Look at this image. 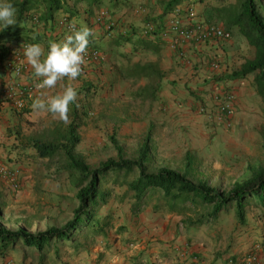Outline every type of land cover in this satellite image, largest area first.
I'll return each mask as SVG.
<instances>
[{
	"label": "rangeland",
	"instance_id": "obj_1",
	"mask_svg": "<svg viewBox=\"0 0 264 264\" xmlns=\"http://www.w3.org/2000/svg\"><path fill=\"white\" fill-rule=\"evenodd\" d=\"M103 1V4L97 8L108 9L121 25V6L114 9L113 5L108 2L109 0ZM199 1L181 0L180 5L186 6L191 5V3L196 5ZM236 1L224 0L219 2L211 0L219 6H226ZM256 2L260 12H264V3L260 0ZM212 18L211 22L226 27L224 21L217 14ZM33 28L34 30L29 31L20 42L30 43L36 39L38 34L44 35L48 31L43 23L33 26ZM46 40L48 43L49 40L47 38ZM125 44L124 41L121 42L122 53L127 49ZM114 65L116 66L109 71L111 78L103 79L102 82L96 81L94 83L96 86L95 91L91 94H85L82 91L87 84V78L82 77L83 80H81L79 76L75 81L69 82L68 79H65L78 92L76 104L83 115L82 125L79 129L81 142L77 150L84 155L89 164L98 166L110 157L117 155L111 140L112 137L124 145L127 157L135 159L144 137L148 130L152 128V159L147 163V171L149 172L164 166L183 172L187 171L189 176L196 181L206 180L219 190L229 191L235 183L249 177L254 169L264 167V112L253 117V121L242 132L237 130L236 127L225 130L219 124L210 122H204L205 127L201 129L197 117L204 118L205 116L199 114L197 109L205 101L210 103L209 99L211 100L212 95L206 100L205 96L193 95L195 101H190L189 94H193L196 89L189 87L186 90L183 86L176 89V86L172 84L175 81H171L170 75L164 72V76L160 81L161 89L156 99L152 100L147 96L139 95L141 88L150 83L148 78L133 80L124 76L121 77V74L119 75L121 71H118L119 65L117 66V63ZM124 67L126 66L122 64L120 68L123 69ZM88 68L94 70L95 67L82 66V69L89 70ZM230 86L228 88L235 92L233 85ZM246 87L253 90V87L249 84ZM209 90H206V92H209ZM72 106L70 105L69 121L72 117ZM15 111V114H18V111ZM48 117L55 118L57 124L61 123L58 117H54L52 114H49ZM14 120L17 121L16 118H12L11 125H13ZM204 120L207 121L206 117ZM45 128V123L39 121L34 123V121L29 120L26 129L20 130L19 135H22L23 142H26L31 135L40 133L44 135L48 129ZM13 132L15 133L14 130ZM25 133L27 134L25 135ZM28 154L31 153L28 152ZM187 155L194 158V164L191 168L186 167ZM26 161L30 162L29 166L18 165L21 169V188L18 191L8 189L0 182L3 204L0 224L12 230L24 228L31 232L43 231L51 226L62 227L73 218L74 209L78 206V189L74 177L66 172L52 175L53 165L50 161L33 157ZM137 174L138 170L134 169L129 180L134 179ZM103 186L110 187L111 198L108 206L99 211L96 218L108 225L109 235L111 239H114L113 241H116L121 238V228H127V225H130L129 222L137 221L135 218L138 215L130 212V208L135 201L132 198V193L127 191V185H114L112 177ZM156 205L159 206L160 211H155ZM246 210L249 220L258 219L264 222V210L259 205L247 204ZM142 211H145L149 217L159 214L165 222L170 220L177 224L178 220H181L180 216L169 211L159 198V194L147 198L144 206H142ZM111 213L112 216H109V220L107 218L103 219L106 214ZM232 213L234 214V211ZM233 216L229 217L233 219ZM235 225L236 227H232L231 232H227L225 237H222L223 244L228 245V248L231 249L235 247L233 245L235 234L239 232V234L241 233L239 236H243L244 233L248 232H244V228L238 222ZM238 225H241L240 229ZM202 227H204L203 233L207 236L206 233L210 228L207 226ZM80 232L84 233L79 234ZM212 233L214 231L210 230L209 235ZM73 237L78 242L79 246L77 248L70 247L67 244L55 246L51 253L47 255L45 264H76L77 258L83 255L90 246L100 244L98 236L92 231L84 229V227L77 231ZM249 237L251 235L247 236V238ZM257 239H250L248 244L253 246V244L259 242ZM185 243L191 249L193 242L186 241ZM214 243L219 242H215L213 239V242H208L207 246L205 242L200 241L199 247L201 249L202 247H215ZM181 245L177 244L175 249ZM250 245L244 250H249ZM244 246L241 247L244 248ZM191 251L196 252L192 249ZM223 251L224 249L219 251L211 249L206 252L201 250L202 258L200 257V260L201 262L211 261L212 256L220 252L221 262H226L234 250H227L225 254ZM246 251L241 249L240 252L242 253L237 254L236 251L235 255L241 256ZM0 254L4 255L5 251L0 249ZM17 254V252H14L13 263L20 264L18 261H20L21 256ZM25 258L38 264V257L33 251H30Z\"/></svg>",
	"mask_w": 264,
	"mask_h": 264
},
{
	"label": "trees",
	"instance_id": "obj_2",
	"mask_svg": "<svg viewBox=\"0 0 264 264\" xmlns=\"http://www.w3.org/2000/svg\"><path fill=\"white\" fill-rule=\"evenodd\" d=\"M180 1L168 0L164 2L160 19L172 12L175 6L180 4ZM216 1L222 2L224 0ZM256 1L237 0L216 9L218 10V17L228 25L227 27H237L239 33L255 48V57L247 60L240 69L234 71L232 77H246L248 74L255 73L257 91L264 96V16L258 9ZM12 2L16 9L17 24L10 25L5 29L0 28V62L15 47H11L12 44L22 41L29 31L34 30L33 26L38 24H45V29L47 28L49 32L47 31L44 35L38 34L30 44L43 43L44 49L48 48L46 38L49 41L63 39L64 29L58 24V19L62 16L74 19L79 27L81 24L78 18H80V15H84L90 28L91 25L95 24L94 18L97 11L101 9L97 7L101 6L104 1L12 0ZM108 2L113 5L114 9L120 6L121 3L119 0H109ZM158 19L149 21L159 23ZM160 23L158 26L162 28L166 22L161 25ZM118 24L120 23L118 22ZM126 29L121 28V25H119L114 36L106 39L116 41L118 44L124 41L127 45L128 40L131 39L129 31L133 32L134 30L138 33L141 32L139 34L148 39L160 37L165 40L161 35V29L151 34H144V26L140 31L137 27H133L131 30ZM91 43L90 40L89 44ZM105 65L109 68L107 69ZM110 66L111 64L109 65L106 60L103 64L95 67L94 70L100 71L102 74L100 77H106V75H103V70L104 68L107 69L108 74L111 75L109 73L112 69ZM118 67V71H121L119 72L121 77L124 76L133 80L148 78L150 83L141 88L139 95L147 96L152 100L156 99L161 89L160 81L164 76V71L158 63L149 61L128 64L123 69L120 66ZM100 81H104L103 78L98 80V82ZM86 83L83 87L85 89L82 91L85 94L93 93L96 88L94 85L96 81H87ZM23 110L27 111L26 105ZM82 113L75 103L72 106V117L68 123L61 121L60 124H56L52 129L47 130L45 136L43 133L29 136L26 142H22V145L24 152L28 151L31 154L25 155L26 158L24 155L19 157L20 159L24 157V160L21 159L22 161L29 160L31 157L50 161L53 165L52 175L66 172L74 177L78 189V206L74 209L73 218L62 227L51 226L46 230L37 232H31L24 228L12 230L0 224L2 250L14 248L18 243H22L36 254L38 264H45L47 255L51 253L55 246L67 244L70 247L77 248L79 245L73 235L80 231L82 227L102 238L107 237L109 235L108 225L105 222H100L96 216L99 211L109 204L111 189L109 186V188L104 187L103 184L111 177L114 185H127V191L132 193V198L135 201L130 208L132 214L139 215L146 199L159 194V198L169 211L180 216L181 223L188 229L213 224L219 220L222 213L229 214L233 211L237 222L244 226L248 221L247 204L259 205L264 210V167L254 169L249 177L235 183L229 191L219 190L206 180L196 181L189 176L187 171L183 172L165 166L151 172L147 171V163L152 159L151 144L153 139L152 128L150 127L135 159L127 157L124 145L112 137L111 140L117 155L110 157L98 166H92L86 161L84 155L77 150L81 142L79 129L82 125ZM4 162L13 165L20 164L16 158L9 161L4 160ZM193 164V156L187 155L186 167L191 168ZM134 169L138 170V174L134 179L129 180ZM1 199L2 191L0 190V216L2 215L3 205ZM155 211H160L158 205H156ZM109 216H112V213L106 214L103 219L107 218L109 220ZM82 233L84 232L79 234Z\"/></svg>",
	"mask_w": 264,
	"mask_h": 264
},
{
	"label": "crops",
	"instance_id": "obj_3",
	"mask_svg": "<svg viewBox=\"0 0 264 264\" xmlns=\"http://www.w3.org/2000/svg\"><path fill=\"white\" fill-rule=\"evenodd\" d=\"M119 1H121V26L124 27V29L129 28V30H131L133 27H137L140 31L145 25V22L149 20H157V18H159L158 21L159 23L161 21V25L165 23L166 20L171 16L170 12L164 16V18L160 19L162 10L164 8L163 3L167 2L168 0ZM260 1L264 3V0ZM186 6H191L194 8V10H197H195L197 19L202 21H211V19H213L212 16L218 14V10L216 8L219 7V4H214L211 2V0H200L198 3H196V5L191 3V5L188 4ZM261 14L264 16L263 11ZM78 20L81 25L88 27V20L85 19L84 15H80ZM159 23L157 22L158 25ZM227 26L228 25H226L224 28L232 32V39L228 41L206 42L192 46L188 50L190 64H184L177 57L176 53L169 48L167 41L160 37H151L148 39L139 34L141 32L138 33L134 30L133 32L129 31V36H131V39L128 40L126 45L127 49L123 53L121 52V44H118L116 41L114 42L104 38L102 28L95 24L91 25L90 27V29H92L94 32V37H90V40L92 42L91 44L96 45L106 54L107 62H109V65L111 64L110 68L116 66L113 65L116 63L117 66L119 65L120 67L122 64L126 66L128 64L145 63L149 61L158 63L160 68L166 74L170 75V79H172L171 81H175L172 84L176 86V89H178L179 86H183V88L186 90H188L187 88L189 87L191 89H196L193 94H189L188 98H190V101H195L193 95L205 96L206 100L215 92L224 88L230 89L228 87L233 85L236 93L233 128L236 127L237 130L242 132V130L245 129L246 126L251 123V121H253V117L264 112V96L260 95L257 91L255 84V73L248 74L246 77H232V73L234 71L240 69L247 60H251L255 57V48L251 46L246 38L239 33L237 27ZM20 43L22 42H15L11 47H16ZM38 44L44 47L43 43L39 42ZM213 56H218L220 60V66L217 69L211 68L210 64L208 63V60ZM108 68L109 67H107V69ZM107 69L104 68L103 70V75H106V77H100L102 75L100 71L98 72L92 68L89 70L82 69L80 79L83 80L82 77H84L87 78L86 81H98L100 78H110L111 75L108 74ZM8 77L10 78V74L0 65V78L6 79ZM20 79H24L26 82L30 81V78L26 77H21ZM65 79L58 81L57 86L53 89L35 90L27 99V111L23 110V112L17 110L18 114H15L16 109L10 104H5L4 106L0 107V159L9 161L12 160V158H16L21 165L23 164L25 167L26 165L29 166L30 162L21 160H24V157L28 154V151L24 152L23 150V139L21 138L22 135H19L20 130L23 131L26 129V124L29 120L34 121V123L36 121L45 123V129L48 128L47 130L52 129L57 124L55 118L48 117V115L51 113L34 112L31 108V104L33 99L36 97H46L61 91L62 87L69 82V80L67 82ZM248 84L253 87V90H249V87H246ZM206 90H209V92H206ZM209 101L211 103L210 99ZM12 118H16L17 120H14L13 125H11ZM204 118L199 116L197 117V122L199 123V127L201 129H204L205 127L204 122H208L205 121ZM22 119H24V121H22ZM26 134L27 133H25V135ZM21 155H24V157H21L20 159L19 157ZM233 215V213H222L217 222L210 225H205L209 227L211 231H214V233L210 235V230L207 231L206 236L203 233L204 227L202 226L199 228L188 229L184 227L181 222L179 223L180 219L178 220L177 224H174L170 220L165 222V220L162 219L159 214H154L149 217L145 211H141L138 217L135 218L137 221L132 223L129 222L130 225H128L127 228H122L120 239L113 241L114 239H111L110 235H107V237H103V240L101 236H98L100 244L90 246V248H88L83 253V255L77 258L75 263L190 264L189 260H182L175 249L177 244H186V241L193 242L191 249L196 251L194 252V255H198L199 258L201 257V250L206 252L211 249L214 251L224 249V254L227 252V250H234V252L230 254L231 256L229 255L230 258L227 256V259H236L240 256H237V254L242 253L240 252L241 249L246 251L244 249L249 247L250 244H248V242L250 239L258 238L257 241H264V222H261L258 219L251 221L249 220L248 216L246 225H244V227L242 226V228H244V232H248L244 233L243 236H239L241 235L239 232L238 234H235V237L233 238V245L236 248L234 247L233 249L232 247L231 249L228 248V245L225 246L223 244L222 237H225L227 232H231L232 227H236L235 224L237 223V219ZM229 216H233V219ZM238 227L240 229L241 225H238ZM249 235H251V237L247 238ZM213 239L215 242H219L213 244L215 247H202V249L199 247L200 241L205 242V244L208 246V242L212 243ZM243 245H245L244 248L241 247ZM199 249L201 250L199 251ZM4 251V255L0 254V264H10V261L14 262V259L12 258L14 252H17L21 256V259L18 261V263L36 264L35 262H31V260L25 258V255H29L31 250L25 247L22 243H18L14 248H9ZM236 251L237 254L235 255ZM216 256L218 257L216 258ZM220 256L221 253L217 252L216 255L212 256L213 259L211 261H204L201 262V264H229V260L222 263ZM209 257H211V255H209Z\"/></svg>",
	"mask_w": 264,
	"mask_h": 264
},
{
	"label": "built area",
	"instance_id": "obj_4",
	"mask_svg": "<svg viewBox=\"0 0 264 264\" xmlns=\"http://www.w3.org/2000/svg\"><path fill=\"white\" fill-rule=\"evenodd\" d=\"M95 24L102 28L103 37L111 38L117 31L119 24L108 9L101 8L95 15ZM75 23L74 19L62 16L58 24L63 27L65 35L69 34V24ZM77 25V24H76ZM161 29V30H160ZM160 30L162 37L168 42L169 48L174 51L183 63L190 64L188 50L192 46L206 42L228 41L232 32L219 24L211 21L197 19L191 6H175L165 25L159 28L154 21H147L144 25V34H151ZM63 37V38H64ZM30 43H20L14 47L0 62V65L10 74V78H0V107L5 104L12 105L16 110L25 108L27 99L37 90L35 84L39 82L34 77L31 66L27 63L23 48ZM107 60L106 54L96 45L89 44L85 63L82 66L98 67ZM211 68L220 66L218 56L208 60ZM30 78V81L20 79ZM236 95L232 89H223L212 94L211 103L205 102L198 106L197 112L206 117L207 121L219 124L225 129L234 126ZM0 182L12 191L21 188V169L18 165L5 163L0 159ZM176 251L182 260L190 264H201L198 255L191 251L188 244L177 246ZM10 264H15L10 261ZM229 264H264V241H259L250 247L244 254L236 259H230Z\"/></svg>",
	"mask_w": 264,
	"mask_h": 264
},
{
	"label": "clouds",
	"instance_id": "obj_5",
	"mask_svg": "<svg viewBox=\"0 0 264 264\" xmlns=\"http://www.w3.org/2000/svg\"><path fill=\"white\" fill-rule=\"evenodd\" d=\"M15 24H17L16 9L12 0H0V28L5 29ZM90 37H94L92 29L70 23L69 34L62 40L49 41L46 53L38 43L25 45L23 55L31 66L34 77L39 80L35 87L53 89L58 81L65 78L75 81L82 73ZM77 98V89L69 83L54 95L34 98L31 108L34 112L51 113L60 121L68 123L70 105H74Z\"/></svg>",
	"mask_w": 264,
	"mask_h": 264
}]
</instances>
